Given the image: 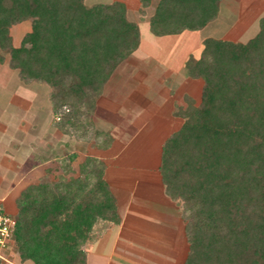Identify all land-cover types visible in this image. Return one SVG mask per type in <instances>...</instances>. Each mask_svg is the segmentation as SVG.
Wrapping results in <instances>:
<instances>
[{"label": "trees", "instance_id": "16d2710c", "mask_svg": "<svg viewBox=\"0 0 264 264\" xmlns=\"http://www.w3.org/2000/svg\"><path fill=\"white\" fill-rule=\"evenodd\" d=\"M139 1L142 14L153 2ZM222 1L158 0L150 31L162 37L202 30L218 17ZM29 19L31 30L13 46L11 26ZM140 42L123 2L0 0V64L9 53L22 80L45 82L57 127L76 139H86L93 127L86 102L97 101ZM186 69L203 81L201 100L195 105L188 97L177 112L184 123L164 142L160 164L167 195L183 202L184 264H264V15L244 43L206 38L202 55L190 57ZM105 135L101 148L112 138L96 132ZM73 158L64 174L18 197L12 247L21 261L83 264L94 224L120 222L105 163L88 156L75 171Z\"/></svg>", "mask_w": 264, "mask_h": 264}, {"label": "crops", "instance_id": "0c3cea01", "mask_svg": "<svg viewBox=\"0 0 264 264\" xmlns=\"http://www.w3.org/2000/svg\"><path fill=\"white\" fill-rule=\"evenodd\" d=\"M130 1L127 4L123 3L127 9L129 5L132 6L142 20L147 21L150 31L149 19L154 13V8L149 6L142 14L140 1L138 0V3L135 0ZM221 10L220 4L219 15L214 21L220 20ZM130 14L128 9L129 19L134 21L130 18ZM214 21L199 31H184L181 34L162 37L151 33L158 42H155L157 51L152 53L145 47L146 44L142 43L141 36L140 45L129 60L133 58L152 72L146 70V73L144 72L146 76L133 77L140 81H121L123 87L116 88L119 84L111 87L110 81L105 84L102 94L96 101L94 122L98 131L109 134L112 140L107 147H95L97 153L84 154L81 162L86 157L93 156L105 163L104 179L115 199L120 222L115 224L99 220L94 224L89 240L83 245V264H172V260L174 258L176 260V256L179 255L176 249H171L175 243L173 231L180 228V225L187 241L182 208L178 206L179 200L167 195L162 182L161 155L164 142L184 123V119L177 115L178 110L187 107L188 97L195 102V105L201 100L203 81L192 79L187 74L186 62L189 54L184 56L186 43L193 33L208 29ZM134 22L138 24L136 20ZM209 37L217 38L214 36L200 38L198 40L200 48L203 41ZM113 103L115 106L111 107ZM106 115L107 118H103ZM136 118L143 120L138 128L132 125ZM150 125L153 126L152 130ZM147 126H150L149 134L144 132ZM176 126L177 128H174ZM54 130L57 142L52 146L53 149H65L68 152L73 144L78 143L70 134L62 132L57 127ZM163 133L166 135L160 141L157 159L154 160L155 157H150L151 151L146 149H152L153 137H162ZM150 134L153 135L150 137ZM142 137L147 139V142L141 146V152L135 154L133 152L135 143ZM70 151L73 153L72 149ZM149 162L153 164L151 169L158 172V177H154L155 180H151V177L148 179V173L142 176L132 173L131 170H135L140 163L146 165L142 169L147 172L150 170L147 164ZM154 162L157 163L154 165ZM73 164L74 162L71 166H74ZM188 251L187 241L186 257ZM20 264L34 263L27 260L21 261Z\"/></svg>", "mask_w": 264, "mask_h": 264}, {"label": "rangeland", "instance_id": "374dc122", "mask_svg": "<svg viewBox=\"0 0 264 264\" xmlns=\"http://www.w3.org/2000/svg\"><path fill=\"white\" fill-rule=\"evenodd\" d=\"M116 1L126 4L127 2H131L130 0H85V3L87 6H92L99 3L111 4ZM135 1L138 3V0ZM157 2L158 0H153L151 4L152 8H154ZM221 7L220 20L214 21L208 29L193 33L191 39L186 43L184 56L189 54L188 58L192 56L199 58L202 55V47H199L198 40L205 36H214L244 43L257 33L259 20L264 15V0H223ZM128 9L131 13L130 18L134 21L136 20L139 24L142 43L146 44L145 47L151 53L156 52V43L158 42H156L157 40L149 31L147 21H143L139 13L135 12L136 10L132 6L129 5ZM31 22L32 20L29 19L11 26L10 34L13 46H20L24 35L31 30ZM9 60L10 54L5 53V62L0 64V207L11 215L16 216V201L28 186L36 185L42 180H53L64 174L63 168L66 165L65 162L68 157L73 155L74 166L72 167L77 171L78 163L82 161V157L85 156L84 154L97 153L94 150L95 147L104 144L107 141V136L96 137L98 128L94 122L95 109L91 107L92 105H96V100L89 98L85 104L88 111L86 121L92 122L93 127H87L86 139H76L78 143L74 142L75 144L68 149V152L65 149H53L52 146L57 142L54 129L57 127L56 123L58 120L52 114V106L49 99L50 87L45 82L22 80L18 71L9 66ZM136 68H138L137 71ZM146 70L152 72L146 69L144 65L141 66L133 58L130 60L129 58L125 59L113 70L111 79L109 80L110 86L113 87L119 84L118 86L116 85V88H119V86L123 87L121 81H140L133 77L139 75L146 76ZM194 83L199 82L194 81ZM110 106H115V103ZM107 115L103 118H107ZM142 121L141 118H136L132 125L138 128V126H141ZM150 126L152 130L153 126ZM150 126H147L144 130L146 134L150 131ZM174 128H177V126ZM152 135L150 134V137ZM164 135L166 133H163L162 137L156 136L155 138L154 136L151 141L153 148L146 149L149 152L151 151L150 157H155L154 160L157 159L158 147ZM145 142H147V139L140 138L135 143L133 152L135 154L140 153L141 146ZM71 149L73 153H70ZM141 163L135 170H131L132 173L136 175L138 173L139 176L148 173V179L151 177V180H155L154 177H158V172L151 169V165L153 164L147 163L150 170L146 172V170L142 169L146 165H141ZM155 163L157 162H154V165ZM174 206L173 208H175ZM178 206L179 208H183L181 200H179ZM173 233L175 243L171 246V249H176L179 255L176 256V260H174L175 258L172 260V264H182L187 253V241L181 225ZM8 252L6 261L0 260V264H20L21 261L16 248L12 247Z\"/></svg>", "mask_w": 264, "mask_h": 264}, {"label": "built area", "instance_id": "2783aa9c", "mask_svg": "<svg viewBox=\"0 0 264 264\" xmlns=\"http://www.w3.org/2000/svg\"><path fill=\"white\" fill-rule=\"evenodd\" d=\"M15 227V216L8 212H0V260L6 261V255L12 248V235Z\"/></svg>", "mask_w": 264, "mask_h": 264}]
</instances>
